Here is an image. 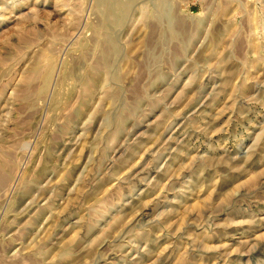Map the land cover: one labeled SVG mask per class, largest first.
Masks as SVG:
<instances>
[{
	"label": "rangeland",
	"instance_id": "rangeland-1",
	"mask_svg": "<svg viewBox=\"0 0 264 264\" xmlns=\"http://www.w3.org/2000/svg\"><path fill=\"white\" fill-rule=\"evenodd\" d=\"M127 1L0 0V264H264V0Z\"/></svg>",
	"mask_w": 264,
	"mask_h": 264
},
{
	"label": "bare ground",
	"instance_id": "bare-ground-1",
	"mask_svg": "<svg viewBox=\"0 0 264 264\" xmlns=\"http://www.w3.org/2000/svg\"><path fill=\"white\" fill-rule=\"evenodd\" d=\"M107 1H108L107 5L104 4L106 6V11H107V13H106L107 16L105 17V22L109 25H114L117 22H119L121 17L123 16V14H125L127 12L130 3L127 0H124V1L120 0V2H123V3L122 4L117 3L116 7L113 6V8H112V6H110V0H103L104 3ZM111 4H112V2H111ZM52 68H53L52 64H50L49 67L47 68V82L49 81V78L51 77Z\"/></svg>",
	"mask_w": 264,
	"mask_h": 264
}]
</instances>
